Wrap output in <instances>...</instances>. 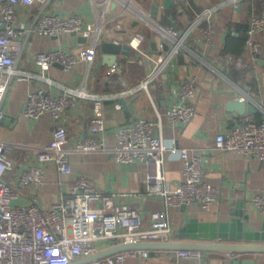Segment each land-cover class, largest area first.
I'll use <instances>...</instances> for the list:
<instances>
[{"label": "crops", "instance_id": "crops-1", "mask_svg": "<svg viewBox=\"0 0 264 264\" xmlns=\"http://www.w3.org/2000/svg\"><path fill=\"white\" fill-rule=\"evenodd\" d=\"M154 1L160 4L156 18L151 15ZM163 2L108 0L106 6H103L104 0H51L47 10L79 15L86 22L100 28L95 59L89 70L84 64L70 71L54 65L45 73L50 80L47 81L40 76L33 63L34 54L51 48L75 52L85 42L78 41L73 35L55 38L30 34L18 64L19 70L30 76L11 81L1 106L0 141L29 146L49 142L54 128L52 118L44 114L33 119L22 114L28 93L35 89H43L52 94L67 89H84L88 95L102 98L106 127L102 138L106 146L113 147L117 143L115 133L121 125L136 118L153 121L159 118L155 134L160 135L167 145L185 149L190 154H200L204 180L217 190L214 204L209 210L202 209L197 203L185 208L167 206L161 198L145 194V164L119 162L111 154L102 151L69 154L70 174H61L53 163L47 164L42 185L29 184L20 189V201L26 203L34 194L42 208H49L67 191L70 181L83 175L90 178L102 192L113 194L115 203L120 206L138 207L144 226L148 225L153 213L164 212L172 231V241L168 242L170 244L264 246V240H237L229 236V230L226 237L218 236L219 224L228 222L229 212L233 208L238 210L237 207L247 218L246 231L252 227L254 232L264 233V216L252 202L253 197L264 188V160L213 149L215 135L231 129L246 115H234L226 110L227 100L236 94L256 107L257 112L253 117L257 122L264 121V29L254 36L261 46L258 59L253 61L245 47L238 56L247 66L237 69L227 64L225 56L221 54L225 44H233L236 37L242 36L239 26L247 25L249 17L260 12L262 0H187L186 5L174 0L169 8L163 7ZM208 7L216 8L215 14L209 18L213 25L210 42L205 41L197 29L193 30L185 40V47L173 55L161 74L149 83L147 92L142 89L123 94L127 87L141 83L153 69L155 54L146 53L150 40L159 36L162 42L170 44V39L161 34L158 28L167 33L172 30L182 31ZM30 12L33 18L38 10L31 9ZM102 12L104 14L101 19ZM137 35L141 36L140 41ZM104 41L130 47L128 54L116 55L113 63H117L118 70L111 74H107L110 66L104 60L100 47ZM120 76L125 86L119 82ZM190 79H194L197 84L196 113L188 124H170L165 110L177 101L171 89ZM161 90L164 91L163 99L159 97ZM116 102H123L121 109L115 108ZM92 108L91 98H78L77 103L63 114L61 122L66 128L70 146L89 133L88 122ZM10 156L17 163L15 170L35 161V152L24 148H14ZM162 170L170 188L183 181V162L178 156L169 157L163 163ZM12 176L13 172L6 179ZM187 217L194 220L190 225L196 230L195 238L179 235L180 230L187 226ZM111 246V241L99 243L101 250ZM177 250L150 249L147 250L148 257L128 256L125 264L198 263L177 258ZM197 251L202 254L204 264H233L235 259L264 264V252Z\"/></svg>", "mask_w": 264, "mask_h": 264}, {"label": "built area", "instance_id": "built-area-1", "mask_svg": "<svg viewBox=\"0 0 264 264\" xmlns=\"http://www.w3.org/2000/svg\"><path fill=\"white\" fill-rule=\"evenodd\" d=\"M186 5L187 0H176ZM51 0H0V118L1 106L11 81L30 75L20 71L18 64L30 34L46 37L63 35L81 36L85 43L75 52L51 48L37 52L33 63L40 76L50 81L45 73L54 65L65 71L84 64L89 70L99 45L100 28L86 22L79 15H65L47 10ZM108 0H104L106 6ZM31 9L38 12L32 18ZM216 8L208 7L182 31L172 30L164 35L170 39L168 49L153 58L154 67L145 79L127 87L123 94L138 90L148 91V85L157 78L171 57L185 47V40L193 30H198L205 41L210 42L213 25L210 17ZM103 12L100 18H103ZM204 22V25H201ZM264 29V0L260 12L252 14L246 27L244 47L253 61L261 54V46L255 40L257 32ZM138 41L141 36L137 35ZM162 43V41H161ZM225 62L241 69L247 64L239 57L225 56ZM118 70L113 63L107 74ZM119 82L125 86L120 76ZM177 101L165 110L170 124H188L196 113L195 97L197 84L194 79L186 80L171 89ZM78 98L93 100L92 114L88 122V134L69 145L62 116L77 103ZM102 98L88 95L84 89H67L52 94L43 89L28 93L22 114L33 119L48 114L54 123L49 142L36 145H21L0 141V264H69L91 256L101 249V241H111L112 246L123 243L172 241V231L164 212H155L147 226H144L138 207H122L115 203V196L99 190L94 182L83 175L68 183V189L49 208H42L32 194L25 203L20 201L19 190L33 184L41 186L45 166L53 163L61 174H70L69 154L102 151L111 154L117 161L142 162L147 166L144 178L145 194L161 198L167 206H182L197 203L209 210L216 201V188L203 177L202 157L190 154L185 149L167 145L160 135L155 134L157 121L136 118L121 125L115 133L117 143L106 146L103 134L104 123ZM121 109V103H115ZM14 148L35 152V161L16 168V161L10 156ZM217 152L230 151L244 156L264 160V121L257 122L253 115L246 114L231 129L218 132L213 140ZM178 156L183 162V181L170 188L162 170L163 163L171 156ZM13 176L6 179L9 173ZM253 204L264 216V188L252 199ZM143 249L115 253L86 264H125L128 256L148 257ZM177 258L204 264L202 254L197 250L175 251Z\"/></svg>", "mask_w": 264, "mask_h": 264}, {"label": "water", "instance_id": "water-1", "mask_svg": "<svg viewBox=\"0 0 264 264\" xmlns=\"http://www.w3.org/2000/svg\"><path fill=\"white\" fill-rule=\"evenodd\" d=\"M174 4V0H164L162 6L165 8H169ZM159 2L154 1V4L152 6L151 15L156 18L157 15V9L159 7ZM133 21V19L131 20ZM158 28V27H156ZM158 30L163 34V30ZM74 35V34H73ZM78 41L85 42V38L81 36H77ZM162 44V51H166L168 49V44L165 42L161 43V38L159 36H156L154 39L150 40L149 43V49L146 51V53L150 54H160L162 51L159 50V45ZM101 50L104 53V60L106 59V62L109 66L113 64V62L116 60L117 54H128L130 51V47L127 44L122 43H116L112 41H104L100 44ZM159 97L161 99L164 98V91L161 90L159 92ZM123 103V102H121ZM226 110L228 112L233 113L234 115H244V114H255L257 112L256 107L252 103H248L244 99H240L239 95L236 94L234 97L227 100L225 104ZM182 207H186L185 205H182ZM237 209L233 208L229 212V221L228 222H221L219 224L218 230H219V238L226 237L227 231H230L229 236L236 238L237 240H264V233L263 232H254L253 228L250 227V231L245 230V224L247 222V218L243 215V212L239 210V207ZM241 208V207H240ZM187 222V226L182 228L180 230L179 235L180 237H197L196 230L192 228V224L194 220H190L188 217L185 219ZM187 232V233H186ZM133 249H143V250H150V249H191V250H204V251H227V252H264V246L263 245H232V246H226L222 244L217 243H210V244H204V243H193V244H170V243H164V242H138V243H123V244H117L114 246H111L109 248H106L104 250H101L91 256L82 258L76 262H70L69 264H86L91 261H95L99 258H103L115 253L127 251V250H133ZM233 264H251V261L247 260H238L235 259L232 261Z\"/></svg>", "mask_w": 264, "mask_h": 264}, {"label": "trees", "instance_id": "trees-1", "mask_svg": "<svg viewBox=\"0 0 264 264\" xmlns=\"http://www.w3.org/2000/svg\"><path fill=\"white\" fill-rule=\"evenodd\" d=\"M246 27H247L246 24H243V25L239 26V29L242 30V36L241 37H236L233 44H231L230 42L225 44V46L223 48V51L221 53L222 56L232 55L234 57H238L240 55V53L242 51V48L244 47V44H245ZM229 37H230V35H229ZM230 45H234V47H232Z\"/></svg>", "mask_w": 264, "mask_h": 264}]
</instances>
